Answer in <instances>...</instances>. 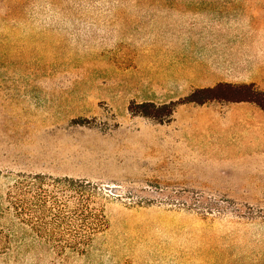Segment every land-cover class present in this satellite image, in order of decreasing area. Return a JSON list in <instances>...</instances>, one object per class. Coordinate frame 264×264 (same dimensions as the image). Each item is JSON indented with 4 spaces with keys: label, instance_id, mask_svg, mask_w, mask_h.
<instances>
[{
    "label": "rangeland",
    "instance_id": "rangeland-1",
    "mask_svg": "<svg viewBox=\"0 0 264 264\" xmlns=\"http://www.w3.org/2000/svg\"><path fill=\"white\" fill-rule=\"evenodd\" d=\"M221 83L264 92V0H0V264H264V110L184 102Z\"/></svg>",
    "mask_w": 264,
    "mask_h": 264
},
{
    "label": "trees",
    "instance_id": "trees-1",
    "mask_svg": "<svg viewBox=\"0 0 264 264\" xmlns=\"http://www.w3.org/2000/svg\"><path fill=\"white\" fill-rule=\"evenodd\" d=\"M214 100L232 103H254L264 110V92L257 90L253 84L233 85L221 83L215 88L199 89L195 91L187 97L184 102L202 105L206 102ZM138 108L140 114L145 117H150L158 123L168 122L174 114V104L163 105L160 107H157L154 104H140L138 105ZM20 178L23 180L16 186L18 191L16 193L17 198L13 201V207L16 208L17 212L20 209L25 208L26 204H31L40 212L38 216L28 215L26 217H22V223H26V225H31L32 227H36L37 225L65 226L68 221L73 222L84 218L63 213L61 208L64 205H62L58 197L59 192L57 190L60 189V187L65 189V186L67 187L77 184V181L70 178L54 179L46 176H20ZM49 207L57 210V212L52 215H45V212ZM17 208L20 209L18 210ZM18 217H21V213L18 214ZM86 219L87 217L83 220L85 221ZM59 230L64 229H50L49 231L38 229L37 231H34L33 234L37 236V238L48 237L50 240H55V236H57L56 233H58ZM11 236H16L15 239L20 237V235L15 233ZM11 236L7 237L10 238ZM22 236L25 237L26 234H23ZM7 249L8 247L6 245H1L0 243V253L5 252Z\"/></svg>",
    "mask_w": 264,
    "mask_h": 264
},
{
    "label": "crops",
    "instance_id": "crops-1",
    "mask_svg": "<svg viewBox=\"0 0 264 264\" xmlns=\"http://www.w3.org/2000/svg\"><path fill=\"white\" fill-rule=\"evenodd\" d=\"M233 110H234V109H233ZM208 111H210V112H211V111H214V110H213V109H208ZM214 112H215V111H214Z\"/></svg>",
    "mask_w": 264,
    "mask_h": 264
}]
</instances>
